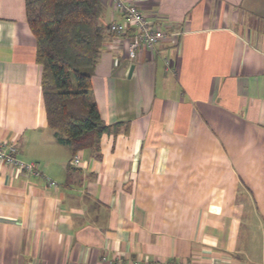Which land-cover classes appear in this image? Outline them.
Wrapping results in <instances>:
<instances>
[{"label":"crops","instance_id":"crops-1","mask_svg":"<svg viewBox=\"0 0 264 264\" xmlns=\"http://www.w3.org/2000/svg\"><path fill=\"white\" fill-rule=\"evenodd\" d=\"M135 1L169 35L130 58L100 0L91 87L116 127L73 154L24 0H0V140L42 173L0 160V264H264V0Z\"/></svg>","mask_w":264,"mask_h":264},{"label":"trees","instance_id":"trees-1","mask_svg":"<svg viewBox=\"0 0 264 264\" xmlns=\"http://www.w3.org/2000/svg\"><path fill=\"white\" fill-rule=\"evenodd\" d=\"M24 8L36 41L47 126L73 154L97 149L100 136L116 127L104 124L91 87L104 41L100 0H24Z\"/></svg>","mask_w":264,"mask_h":264},{"label":"built area","instance_id":"built-area-1","mask_svg":"<svg viewBox=\"0 0 264 264\" xmlns=\"http://www.w3.org/2000/svg\"><path fill=\"white\" fill-rule=\"evenodd\" d=\"M112 5L115 10L123 15V21L109 23V29L116 33V35H123L131 30V38L128 42V55L130 58L135 56L138 47L152 48L169 35L165 30L153 25L147 20L135 0H112ZM16 152L17 149L13 143L0 140V160L5 161L9 165L17 166L22 171L41 176L42 173L38 169L36 162H23L18 160L16 158ZM78 162L79 158L75 155L71 160V164H77ZM47 181L51 185H56L51 179H47ZM168 264L182 263L169 262Z\"/></svg>","mask_w":264,"mask_h":264},{"label":"water","instance_id":"water-1","mask_svg":"<svg viewBox=\"0 0 264 264\" xmlns=\"http://www.w3.org/2000/svg\"><path fill=\"white\" fill-rule=\"evenodd\" d=\"M132 70H133V67L130 68V70H129V74H131Z\"/></svg>","mask_w":264,"mask_h":264}]
</instances>
